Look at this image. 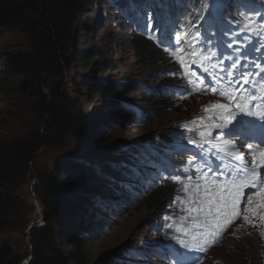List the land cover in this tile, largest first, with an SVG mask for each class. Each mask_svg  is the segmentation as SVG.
<instances>
[{
	"label": "trees",
	"instance_id": "obj_1",
	"mask_svg": "<svg viewBox=\"0 0 264 264\" xmlns=\"http://www.w3.org/2000/svg\"><path fill=\"white\" fill-rule=\"evenodd\" d=\"M229 1L238 5V22L240 7L263 2ZM219 14L213 0H0V33L11 39L0 40V235L33 222L27 185L35 177L44 216L30 230L29 264L184 260L186 246L167 232L173 227L152 221L189 182L179 159L173 168L165 163L186 147L164 134L128 143L115 129L154 125L172 111L181 85L164 46L180 48L192 66L191 52L210 60L217 34L203 26ZM121 21L127 28L118 32ZM104 26L110 37L100 42ZM191 133L185 146L198 142ZM49 149L54 156L40 168ZM119 220L116 236L130 221L138 224L133 244L106 240ZM104 240L108 252L93 258V243ZM0 264H20L1 237Z\"/></svg>",
	"mask_w": 264,
	"mask_h": 264
},
{
	"label": "rangeland",
	"instance_id": "obj_2",
	"mask_svg": "<svg viewBox=\"0 0 264 264\" xmlns=\"http://www.w3.org/2000/svg\"><path fill=\"white\" fill-rule=\"evenodd\" d=\"M213 1L221 9V14H219L218 19L215 21H206L204 23L205 25L203 24V28L206 31L215 32L222 22H224L225 27H231V24L238 27L239 22L234 18L233 3L229 0ZM102 15L104 18H107L108 13L105 12ZM119 25L120 28H117L118 32H122L121 29L127 28L123 21ZM110 31V28L107 29V26H104V30L99 34V41H104L110 37ZM197 31L201 32L198 27ZM0 40L5 42L11 41L10 37L2 33H0ZM179 78L182 80L183 77L180 75ZM189 81L195 85L194 88L202 96L193 93L182 95L181 98L174 102L172 111H165L161 119L154 125L145 126L144 124L137 126V128L125 127L122 130L120 128L118 130L114 128L116 134L119 135L121 140H126L128 143L141 142L147 137L157 140L160 134H164L171 137V140H169L171 144L175 147H181L184 145L185 140L189 138V135H192L191 132H194L197 136L202 137L200 144H203L205 142L203 138L205 132L216 129L212 123L214 122L213 118L208 116V114H215L220 108L213 106L221 103L213 98L204 96L206 94L204 87L200 85L198 79L190 77ZM254 109L256 116L258 118L261 117V109L259 108L258 101L255 102ZM75 110H79V108L75 106ZM89 110H91V107ZM85 111L86 109H83V112ZM217 128L219 127L217 126ZM177 150H174L172 155H165V163L173 168L174 163L179 159V162L182 164V170H187L189 182L184 185H178V190L170 197V208L164 209L165 212L162 215L153 219L152 225L156 227L158 223L164 220L165 224L173 227L167 229V232L176 240L177 247L185 244L188 253H200L194 264H264V235H262L264 233V223L259 219L260 211L257 208L255 215L245 211L249 207V199L253 201L252 206L257 207V202L260 201V197L253 196V194L247 195L239 204L238 209L240 215L236 222L225 225V218L217 214V205L212 202L215 199L211 198L203 186L201 181L202 175L195 176L194 164L192 165L191 162H188L185 158L186 156L182 157L183 154L187 153L183 152L181 148H177ZM54 153L53 149L46 150L42 153L38 159V166L40 168L48 166ZM31 168L30 170H32ZM176 170H179V168L174 169V171ZM35 183L36 178L33 177L28 181L27 185V190L28 193H31L33 204V189ZM155 213L156 211L151 214ZM42 214L39 207L35 206L32 223L36 222ZM245 215L249 216L250 222L244 220L243 217ZM124 221L119 220L116 225L118 228L111 232L106 240H111L112 242L116 239L120 241V244H124V242H131L133 244L132 237L136 231L134 233L132 231L138 226V224L134 225L133 220L127 223L117 236L115 235V232L122 227ZM41 225H43V221H41L39 226ZM164 231L165 229H163ZM222 234L224 239L221 240L220 237ZM0 237L10 245L13 255L20 258V264H26L28 262V259L31 258L32 250L30 231L27 234V230L15 228L3 232ZM215 237H217V242L213 244L211 239ZM111 242L104 240L103 242L93 243V258L96 259L99 256L105 255L108 252L107 247ZM134 244L139 245L138 242H134Z\"/></svg>",
	"mask_w": 264,
	"mask_h": 264
},
{
	"label": "snow or ice",
	"instance_id": "obj_3",
	"mask_svg": "<svg viewBox=\"0 0 264 264\" xmlns=\"http://www.w3.org/2000/svg\"><path fill=\"white\" fill-rule=\"evenodd\" d=\"M181 65H185V61L181 58L180 59ZM245 83L247 81L245 80ZM213 107L217 108H226V105L218 104L214 105ZM234 135H238L239 133H233ZM233 148L236 147V145H232ZM249 151H252L253 146L251 144L247 145ZM259 147H264V142H262ZM233 155H236L238 159H243V153H233ZM257 156L259 157V165L261 167H264V151L260 152H254L253 151V164L257 163ZM245 172V176L243 179H241L238 183L236 181H233L232 190L228 191L225 190V193H222L218 196V202L212 201L213 203H216V212L219 216H223L225 218V225L232 222V219L239 216L240 213L238 211L239 204H240V197L242 195V190L245 187L253 186V187H259V184L253 180L249 179V176L255 177L256 172L253 170L251 172H248L247 166L245 165L244 169L242 170ZM260 195V201L257 202V207H253V201L251 199L248 200L249 207L245 209L247 213H251L253 215L256 214L257 208L260 211L259 219L262 223H264V190H262V193H258ZM244 220L246 222L249 221V216L245 215ZM264 235V233H262Z\"/></svg>",
	"mask_w": 264,
	"mask_h": 264
},
{
	"label": "water",
	"instance_id": "obj_4",
	"mask_svg": "<svg viewBox=\"0 0 264 264\" xmlns=\"http://www.w3.org/2000/svg\"><path fill=\"white\" fill-rule=\"evenodd\" d=\"M33 201H34V205H35L36 207H39L40 211H41L43 214H42V216H40V218H39L36 222L31 223V224L28 226V228H27V234L29 233V231H30L31 229H33V228H35V227H38V226L40 225L41 221H43L42 217H43V215H44V208H43L42 205L37 201V199H35L34 196H33ZM30 259H31V258L28 259V262H30ZM28 262H26V264H28Z\"/></svg>",
	"mask_w": 264,
	"mask_h": 264
}]
</instances>
